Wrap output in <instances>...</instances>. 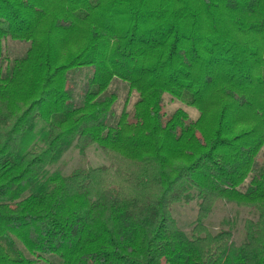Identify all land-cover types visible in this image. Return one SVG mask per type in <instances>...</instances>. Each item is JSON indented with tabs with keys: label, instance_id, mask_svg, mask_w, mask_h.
<instances>
[{
	"label": "trees",
	"instance_id": "1",
	"mask_svg": "<svg viewBox=\"0 0 264 264\" xmlns=\"http://www.w3.org/2000/svg\"><path fill=\"white\" fill-rule=\"evenodd\" d=\"M71 145L108 164L45 175ZM42 260L264 264V0H0V264Z\"/></svg>",
	"mask_w": 264,
	"mask_h": 264
},
{
	"label": "rangeland",
	"instance_id": "2",
	"mask_svg": "<svg viewBox=\"0 0 264 264\" xmlns=\"http://www.w3.org/2000/svg\"><path fill=\"white\" fill-rule=\"evenodd\" d=\"M2 47L4 52L7 53L11 59L22 56L28 47V43L7 38L2 41ZM164 105L167 114H170L177 108H182L188 113L189 119L194 120L198 116L197 110L183 100H169L168 97H165ZM128 106H130V102L127 103V108ZM44 130L43 122L37 119L33 130L28 133L25 138L23 137L20 144V150L27 151L31 148L32 143L40 142ZM107 164L108 160L96 145L89 146L85 149L75 148L74 145H71L63 152L60 159L54 165L46 169L45 175L53 173L66 175L76 168L98 167ZM195 212L196 203L191 202L187 205L176 206L173 210V216L180 228L188 230L195 220ZM248 217L249 214L246 209L238 208L234 204L219 202L206 219L205 224L211 229V231L217 229L226 230L232 226L233 238L237 241L240 236L243 221ZM39 264H46V261L42 260Z\"/></svg>",
	"mask_w": 264,
	"mask_h": 264
}]
</instances>
